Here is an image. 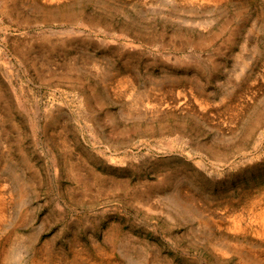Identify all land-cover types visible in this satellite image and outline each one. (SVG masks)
<instances>
[{"label":"rangeland","instance_id":"1","mask_svg":"<svg viewBox=\"0 0 264 264\" xmlns=\"http://www.w3.org/2000/svg\"><path fill=\"white\" fill-rule=\"evenodd\" d=\"M0 264H264V0H0Z\"/></svg>","mask_w":264,"mask_h":264}]
</instances>
